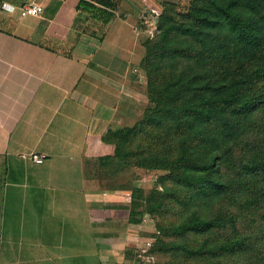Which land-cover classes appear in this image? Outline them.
<instances>
[{
  "label": "crops",
  "instance_id": "crops-1",
  "mask_svg": "<svg viewBox=\"0 0 264 264\" xmlns=\"http://www.w3.org/2000/svg\"><path fill=\"white\" fill-rule=\"evenodd\" d=\"M76 1L0 0V264H150L127 205L89 186L86 158L91 136L149 103L144 41L116 14L79 48ZM26 3L43 15L22 18Z\"/></svg>",
  "mask_w": 264,
  "mask_h": 264
},
{
  "label": "trees",
  "instance_id": "trees-1",
  "mask_svg": "<svg viewBox=\"0 0 264 264\" xmlns=\"http://www.w3.org/2000/svg\"><path fill=\"white\" fill-rule=\"evenodd\" d=\"M96 2L108 10L103 19L92 18L103 28L116 17L120 2ZM92 7L80 2L77 10ZM159 28L158 40L144 43L142 59L143 66L148 57H157L149 69L143 66L149 103L142 126L159 128L152 137L151 167L170 172L189 197L188 205L245 198L259 212L264 207V124L257 121L264 114V0H197L181 21L174 8L163 12ZM250 128L256 129L254 143L246 145ZM238 146L250 149L240 164L234 160ZM228 225L221 216L194 214L174 230L212 235ZM231 228L233 235L223 241L211 238L198 248H182L190 255H246L247 264H259L254 248L264 239L241 234L235 221Z\"/></svg>",
  "mask_w": 264,
  "mask_h": 264
},
{
  "label": "rangeland",
  "instance_id": "rangeland-1",
  "mask_svg": "<svg viewBox=\"0 0 264 264\" xmlns=\"http://www.w3.org/2000/svg\"><path fill=\"white\" fill-rule=\"evenodd\" d=\"M80 2H87L93 7L91 11L81 13L75 26L81 37L79 48L87 45V40L96 29L102 28L99 22L92 19L94 14L101 19L108 16L106 14L108 10L102 8L96 0H77L75 3L77 9ZM119 2L116 14L124 17L131 13V17L136 22L135 33L140 34L146 44L158 40L161 34L159 27L163 12L174 8L177 19L181 21L197 4V0H119ZM156 58L148 57V60L143 62V66L149 69ZM164 69L166 70V67ZM168 69L171 68L168 66ZM143 114L134 120L115 122L105 131L89 138L86 154L89 186L102 191L104 195L111 197L113 202L127 205L129 220L135 226V242L141 243L138 245L141 246L149 240L153 241L150 250L146 253L148 256L144 258V261L150 264H247L249 260H246V255L233 258L217 253L190 255L184 252L182 247L186 245L198 248L211 238L214 243L223 241L233 235L231 224L234 221L241 234L264 239V207L259 212H255L245 198L237 201L218 199L186 204L190 203L189 197L185 190L170 177V172L151 167L149 163V154L155 151L152 137L154 140L159 128L142 126ZM257 121L264 124V114L259 113ZM250 130L245 139L246 145L254 143L256 129L252 131L250 128ZM157 141L165 142L161 139ZM243 147H236L234 153V160L239 164L246 162L250 157V149ZM156 149L162 152L159 149L164 147ZM229 173L228 169L224 170L226 177L230 175ZM125 197L127 200H124ZM184 198L186 201L183 203ZM194 214L207 218L221 216L229 221V225L212 235L192 231L179 234L174 230L176 226ZM2 220L4 219L0 218V221ZM25 221L26 219H23V223ZM5 222L7 228L15 229L16 224L18 226L21 224L22 219L6 218ZM7 235L10 234H6L5 237L8 238ZM262 245L254 248L258 253L254 263L264 264ZM8 259L14 261V256L9 255Z\"/></svg>",
  "mask_w": 264,
  "mask_h": 264
},
{
  "label": "built area",
  "instance_id": "built-area-1",
  "mask_svg": "<svg viewBox=\"0 0 264 264\" xmlns=\"http://www.w3.org/2000/svg\"><path fill=\"white\" fill-rule=\"evenodd\" d=\"M1 9L5 12H13L15 9H17V7L8 2H2ZM18 9L20 12V16L22 18L28 16L40 17L44 13V8L40 4H34V3L23 4L22 6L18 7ZM31 158L35 163L40 164L44 162L46 156L41 154H33ZM152 244L153 241L149 240L146 242V244L144 243V245L137 246L136 248L137 256L142 259L146 258L148 256L146 253H148V251L150 250L149 248Z\"/></svg>",
  "mask_w": 264,
  "mask_h": 264
}]
</instances>
